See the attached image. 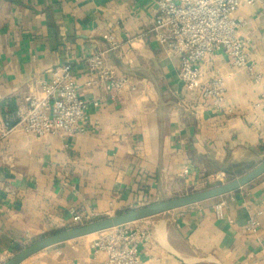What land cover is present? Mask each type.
I'll use <instances>...</instances> for the list:
<instances>
[{
	"label": "crops",
	"instance_id": "crops-1",
	"mask_svg": "<svg viewBox=\"0 0 264 264\" xmlns=\"http://www.w3.org/2000/svg\"><path fill=\"white\" fill-rule=\"evenodd\" d=\"M156 13L155 0H0V118L64 65L87 105L84 133L37 138L15 128L0 140V264L45 236L224 183L264 159V0L234 14L243 20L235 36L249 67H233L214 51L199 63L191 93L177 56L150 31ZM95 52L136 89L88 85L85 59ZM215 78L224 88L219 106L200 92ZM219 201L222 218L214 213ZM132 224L149 233L141 264H264V173ZM99 234L49 246L20 264H99L103 255L91 247Z\"/></svg>",
	"mask_w": 264,
	"mask_h": 264
},
{
	"label": "built area",
	"instance_id": "built-area-1",
	"mask_svg": "<svg viewBox=\"0 0 264 264\" xmlns=\"http://www.w3.org/2000/svg\"><path fill=\"white\" fill-rule=\"evenodd\" d=\"M254 0H155L157 13L150 31L169 53L179 61V78L188 92L199 88V63L214 51H222L233 67H249L245 45L235 36L243 22L234 17L241 4ZM109 49L116 46L111 34L103 35ZM103 53L95 52L85 59L93 78L87 83H103L106 91L136 89V82L117 75L104 65ZM203 99L219 106L223 99L222 81L215 78L200 88ZM24 105L10 116L0 118V140L15 128L37 138L46 135H75L85 132L87 105L79 97V89L69 65L54 71L40 81V90L25 96ZM97 105V102H93ZM264 121V120H263ZM186 172V170H184ZM224 202L214 205L216 217L224 216ZM74 221L81 216L75 214ZM134 223V222H133ZM251 220L249 229L256 232ZM149 239L148 231L132 223L101 231L92 241L95 255H103L99 264H141L139 247Z\"/></svg>",
	"mask_w": 264,
	"mask_h": 264
},
{
	"label": "water",
	"instance_id": "water-1",
	"mask_svg": "<svg viewBox=\"0 0 264 264\" xmlns=\"http://www.w3.org/2000/svg\"><path fill=\"white\" fill-rule=\"evenodd\" d=\"M263 173L264 159L261 160L248 172L224 183H220L218 185H214L200 191L189 193L173 199L164 200L159 203L146 205L137 209L122 212L113 216L103 217L89 223L78 225L76 227L65 229L63 231L45 236L27 245L1 264H20L29 256L49 246L66 242L85 235L98 233L110 228L133 223L157 214L169 212L177 208L202 202L207 199L222 196L243 187Z\"/></svg>",
	"mask_w": 264,
	"mask_h": 264
},
{
	"label": "rangeland",
	"instance_id": "rangeland-1",
	"mask_svg": "<svg viewBox=\"0 0 264 264\" xmlns=\"http://www.w3.org/2000/svg\"><path fill=\"white\" fill-rule=\"evenodd\" d=\"M82 224H85V223H82Z\"/></svg>",
	"mask_w": 264,
	"mask_h": 264
}]
</instances>
